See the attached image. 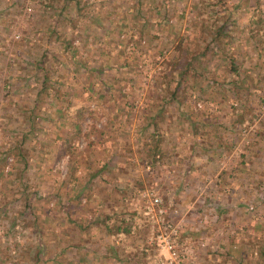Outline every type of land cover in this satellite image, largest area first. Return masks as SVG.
Instances as JSON below:
<instances>
[{"label":"rangeland","instance_id":"rangeland-1","mask_svg":"<svg viewBox=\"0 0 264 264\" xmlns=\"http://www.w3.org/2000/svg\"><path fill=\"white\" fill-rule=\"evenodd\" d=\"M79 3L58 17L62 0H0V264H32L39 243L35 264H263L264 0ZM149 133L161 164L145 163ZM110 211L129 233L96 223L89 240L85 216Z\"/></svg>","mask_w":264,"mask_h":264},{"label":"trees","instance_id":"trees-1","mask_svg":"<svg viewBox=\"0 0 264 264\" xmlns=\"http://www.w3.org/2000/svg\"><path fill=\"white\" fill-rule=\"evenodd\" d=\"M68 2H75L78 8L81 5L79 3V0H62V4L58 8V17L59 16L62 17V12L64 11V9H65L66 5L68 4ZM137 11L139 13L140 9H138ZM258 20H259V17H258L257 20L253 18L251 22L257 23ZM224 28H225V26L221 24V25H218V26H216V27H214L213 29L210 30V32H209V40L210 41H209L207 46L212 45V44L215 46V43L218 42L219 39L222 36L224 37V36H226L228 34L227 30H225ZM53 29L55 30V28H53ZM165 32H166V30H165ZM169 32H171V29H169ZM168 34H171V33H168ZM170 39H171V35H170ZM182 44H183L182 41H180L179 44L176 46V48H178L179 46H182ZM209 47H211V46H209ZM205 51L207 52V50L197 51L193 55L190 52L189 53L187 52V54L184 56V59H183L184 63H181V66H182L183 70L181 72H179V70L176 69V68H174L172 70L171 76H172V78H175V82L177 84V86H176L177 88L175 87L174 89L178 90L183 84L184 85L186 84V81L187 82L188 81H192V83H194L196 81L195 78H196V76H198L197 74L200 73L199 70L205 69L206 65H207V63H203L201 61V59L206 57ZM189 54H191V55H189ZM199 61L201 63H199ZM229 62H230L229 63L230 64L229 65L230 69L234 71L235 70V66L233 65V63L231 61H229ZM104 69H105L104 66H101V67L97 68L95 70V72L101 74V72H103ZM194 73H195V75H194ZM244 82H245L244 79H240V83L241 84H243ZM51 84H52V80L50 79V77H46V79L44 80L43 85L44 86H47V85L51 86ZM231 85L235 89L238 88L233 82H231ZM243 87L245 88V91H247V89H248L247 86L245 85ZM145 117H148V116H145ZM240 120H242V117H241V115H238V121H240ZM148 124H154V122L151 123L149 121V119H148V121L145 122V125H143V131L147 130V127H148L147 125ZM202 126H204V127H201L203 132L208 131V130H205V128L208 127V126H206V124L204 125V123H203ZM192 133H196L194 128H192ZM146 136L149 138V142H148L149 149L145 151V160H146L145 163H147L149 165L150 164L151 165L161 164V160L163 158L162 152L164 153V151H166V150L162 149L160 147L161 146L160 145V139L159 138L155 139V133H149ZM227 143H228L227 141H221V142H216L214 146L209 145V146L205 147V146L201 145L199 147H200V151L201 152H203V151H205L207 149L208 152H210L211 154H215L216 153L217 156H219V155L221 156V155H223L222 154L223 152H225V151H227L229 149ZM12 148L13 149H18V147H16L15 145H13ZM217 149H218V152H216ZM17 154L20 155L21 157H23V154H22V152L19 149H18ZM167 159H170V158H167ZM24 164H26V163L23 161L22 167H24ZM188 165H189V163L184 161V166H188ZM95 174L96 173H91L90 174L91 179L94 178L93 176ZM84 184L87 185V182L83 183V187H84ZM26 192H28V191H26ZM76 197L74 198V207L75 208L78 207V202H77V198ZM76 210H78V208H76ZM110 212L111 213L109 215H106V216H104L101 219L87 218L84 215L86 221L81 223L79 225V228L82 229V230L84 229V230L88 231L87 232V238L89 240L96 239V238L101 239L102 238V234L101 233L103 232V229L106 230L107 233H111V234H118L120 232H123V233H126V234L129 233V229H127L125 227L126 223L121 221L118 224L116 222L117 218L115 216V212H113V211H110ZM67 219H68V221H71L70 217H68V216H67ZM96 223L100 227H102L103 229H101L99 227H96V225H97ZM82 230H80L79 232H81ZM54 236H56V234L55 235L52 234L53 238H54ZM54 240L57 241L58 237H55ZM69 244H71V245H68V246H72L73 248L76 247L78 250H80V248L77 247L78 246L77 244H76L77 246L72 245V243H69ZM40 246L41 245L39 243L38 244V248L34 249L33 253L30 255V260L33 262L32 264H35V262H37L38 260H41V258H42V254L40 253ZM108 246H109L108 247L109 249L111 248L110 249L111 251L107 248V250H109L110 255L113 256L117 260V257L115 255V248H113L111 246V244H108ZM87 252H88V250L84 251L85 254ZM257 255L261 259V262L264 264V247H262V245H259V250L257 251ZM79 259H80V257L78 255L77 260H79ZM59 264H62V263H59Z\"/></svg>","mask_w":264,"mask_h":264},{"label":"built area","instance_id":"built-area-1","mask_svg":"<svg viewBox=\"0 0 264 264\" xmlns=\"http://www.w3.org/2000/svg\"><path fill=\"white\" fill-rule=\"evenodd\" d=\"M91 107H92V105H91ZM151 203L154 204V205H156V206H158L159 205V198L157 196H154ZM162 212H163L162 209L157 208V213L160 214Z\"/></svg>","mask_w":264,"mask_h":264}]
</instances>
